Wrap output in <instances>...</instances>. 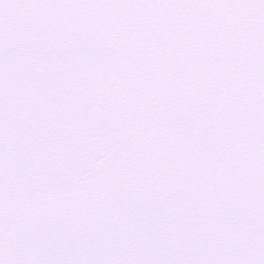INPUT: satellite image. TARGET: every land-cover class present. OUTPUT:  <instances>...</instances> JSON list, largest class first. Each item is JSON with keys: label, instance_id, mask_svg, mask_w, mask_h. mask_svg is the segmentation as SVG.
Masks as SVG:
<instances>
[{"label": "snow or ice", "instance_id": "1", "mask_svg": "<svg viewBox=\"0 0 264 264\" xmlns=\"http://www.w3.org/2000/svg\"><path fill=\"white\" fill-rule=\"evenodd\" d=\"M0 264H264V0H0Z\"/></svg>", "mask_w": 264, "mask_h": 264}]
</instances>
